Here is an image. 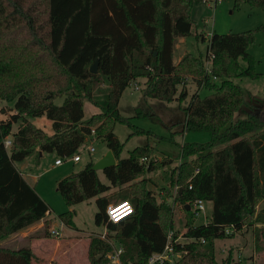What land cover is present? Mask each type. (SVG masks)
Here are the masks:
<instances>
[{
	"label": "trees",
	"instance_id": "trees-1",
	"mask_svg": "<svg viewBox=\"0 0 264 264\" xmlns=\"http://www.w3.org/2000/svg\"><path fill=\"white\" fill-rule=\"evenodd\" d=\"M201 1L0 0V99L14 102V112L0 120V241L42 219L46 229L51 212L15 163L36 148L39 154L73 155L94 129L117 159L115 165L101 170L109 183L102 181L95 162L89 161L78 172L59 179L57 189L68 206L97 199L96 223L105 222L117 232L124 249L122 264H147L152 253L162 251L174 219L166 197L155 196V181L145 177L155 169V161H142L149 159L153 147L137 146L121 157L123 143L113 124L130 123L120 112L119 102L138 77H146L144 97L170 102L190 76L211 93H194L184 107V130L206 132L209 139L183 143L182 162L174 167L171 181L179 185L176 200L187 214L185 235L193 240L185 257L233 264L231 251L221 261L215 257V242L245 226L254 227L256 250H263L264 117L252 106L255 96L234 81L261 75L249 51L253 32L213 31L205 58L185 52L175 62L177 38L193 33L191 9ZM242 1L264 7V0H235V5ZM197 36L204 39L201 33ZM96 60L98 71L92 72ZM103 83H108L105 96L95 100L94 92ZM61 96L62 104L55 103ZM186 96L182 89L180 100ZM85 99L94 101L100 113L84 119ZM44 115L52 121L51 134L29 119ZM15 123H19L16 131ZM135 131L152 134L140 127ZM8 136H12L10 149L4 144ZM123 198L132 202L135 212L114 223L107 206ZM198 199L212 202L211 219L202 224L195 223L192 211ZM74 214V208L68 209L58 218L76 228ZM203 244L206 249H201ZM113 249L109 240L93 237L90 264H109ZM35 258L29 245L0 244V264H33Z\"/></svg>",
	"mask_w": 264,
	"mask_h": 264
},
{
	"label": "rangeland",
	"instance_id": "rangeland-1",
	"mask_svg": "<svg viewBox=\"0 0 264 264\" xmlns=\"http://www.w3.org/2000/svg\"><path fill=\"white\" fill-rule=\"evenodd\" d=\"M191 17L195 21L193 33L186 37L177 38L174 53L175 62H178L185 52H191L205 58L213 31L218 33L253 32V42L249 45V51L255 57V68L261 75L256 78L241 76L235 78L234 81L255 96L256 105L252 104V106L255 111H258L264 117V109H261L264 107V7L252 6L246 1H242L236 6L235 0H202L193 4ZM197 33H201L204 39L198 37ZM187 79L185 85L178 86L176 97L170 102L143 96L146 77H138L132 81L125 89L119 102L120 112L129 117L130 123L116 122L113 124V131L123 143L121 157L128 156L137 146L149 144L153 147L149 160L155 161V169L147 172L145 177L155 181L154 194L157 199L161 200L162 197H159V194L163 195L172 207L174 219L172 230L174 235L177 234L178 237V241L175 243V255L180 254L181 256H175L174 262L171 264H208L205 260L200 259L201 261L194 262L185 257L186 251L191 247L193 240L185 235L187 214L183 205L176 200L179 185L171 182L174 176V167L182 162L183 143L185 141L206 142L209 139V134L206 132H186L184 130V107L188 104L192 95L196 92H199L201 96L211 93L208 88L199 87L190 76ZM215 80L219 81L217 78ZM107 89L108 83H103L94 92V99L103 100ZM182 89L186 90L187 96L185 99L180 100L179 95ZM63 99L62 96L58 97L55 99V103L62 104ZM100 111V107L94 101L85 99L84 119H88L92 115L100 113ZM13 112L14 102L0 99V120L9 118ZM236 115L239 116L238 113ZM29 119L46 133L51 134L53 132L52 121L45 115L29 117ZM18 126L19 123H15L13 130L16 131ZM139 127L150 130L152 134L136 132L135 130ZM8 138L12 141V136H8ZM88 145H93L95 151L90 152L87 149ZM108 151L106 141L103 136L99 135L94 140L89 139L80 146L78 150L82 157L80 161L68 160L61 165H54L55 159L59 156L56 152H44L43 155H40L38 148H36L31 155L15 163L16 167L22 172H30L38 178L39 190L51 207V217L47 216L49 222L46 229L43 228V236L48 239L42 243L43 251L47 249L46 256L49 254L47 251L54 249V252L47 256L50 264H90L89 242L95 236L104 234L106 240H109L114 248L121 245L116 236L117 232L109 230L105 222L102 224L96 223L95 216L99 210L96 198L80 202L72 207L66 204L57 189L59 179L78 172L89 161L96 162ZM165 158H171L172 162L164 163ZM99 175L103 182L109 183L101 170H99ZM147 187L149 188L150 184ZM121 200L126 201L127 199L123 198L117 201ZM117 201L111 200L110 203ZM205 205L206 210L196 216V224L206 223L211 219L212 203L206 201ZM262 207L263 203H260L258 209L261 210ZM73 208L75 209L74 222L76 228L64 224L58 218L61 212ZM54 222H57V224ZM55 228L60 229V234L53 233ZM254 232L253 226H245L232 237L216 240L215 257L221 261L231 251L233 264H264V239L261 240L263 250L257 251ZM13 235L2 239L0 242L6 240L7 244L13 245V242L9 241L13 238ZM28 236L30 237L29 241L34 237L32 234ZM40 248L36 250L38 254L36 255V261L38 262L41 261L39 258L42 257V254L39 253ZM201 249H206V246L203 244ZM111 253L112 251L108 256ZM109 264H114L111 259Z\"/></svg>",
	"mask_w": 264,
	"mask_h": 264
},
{
	"label": "built area",
	"instance_id": "built-area-1",
	"mask_svg": "<svg viewBox=\"0 0 264 264\" xmlns=\"http://www.w3.org/2000/svg\"><path fill=\"white\" fill-rule=\"evenodd\" d=\"M207 1V0H205ZM213 57V55H211V58ZM207 69H210V60L207 61ZM216 78V77H215ZM136 88H138V86H136ZM95 137H97V134L95 132V130L93 129L91 134L88 135L85 138L86 142L87 140H94ZM4 144L5 147L7 149L11 148V144L12 141L11 139H9L8 137H6L4 139ZM87 149L90 152L95 151V147L93 145H88ZM81 154L79 152L73 154V155H69V156H65V157H58L55 159V165H61L64 163V161H73V162H77L81 160ZM149 159L144 157L142 159V161H148ZM205 200L203 199H198L193 203L192 206V211L194 212V214L196 216H199L200 214H202L205 210H206V205H205ZM134 210V211H133ZM107 214H108V218L110 221L114 222V223H119L125 219H127L129 216H131L134 212H135V207L132 204V202H130L129 200L126 201H117V202H113L110 203L107 206ZM133 211V212H132ZM60 229L55 228L53 229V233L55 234H60ZM227 233L230 232V229L226 230ZM103 234V233H102ZM102 238L106 239L105 235H100ZM178 241V237L174 238V232L173 230L169 231V234L167 236V241L166 244L164 246V249L160 252H154L151 254V256L149 257V261L147 264H171L174 262V257L175 256H181L180 254H176V248H175V243ZM123 247L122 245H120L117 248H114L112 253L109 255L110 259L112 260V262L114 264H122L121 262V254L123 253Z\"/></svg>",
	"mask_w": 264,
	"mask_h": 264
},
{
	"label": "crops",
	"instance_id": "crops-1",
	"mask_svg": "<svg viewBox=\"0 0 264 264\" xmlns=\"http://www.w3.org/2000/svg\"><path fill=\"white\" fill-rule=\"evenodd\" d=\"M43 154H44V152H42V154H40V155H43ZM54 165H55V163H54ZM18 170L21 172V174L23 175V177L29 182V184L32 187L35 188L36 192L43 198V196H42V194H41V192L39 190V187H38V178L35 175L33 176L30 172H22L20 169H18ZM48 216L51 217V213H49ZM44 222H45L44 219H42L39 222L31 225L30 227H28V228H26V229H24V230H22V231H20L18 233H15L13 235V238L9 240L10 242H13V245L12 244H7L6 243V240L0 242V244L7 245V246H11V247H19L21 245H29V246L32 247L33 251L35 250L34 251L35 252V255H38L36 253V250L41 247L40 248V251H39V253L42 254V257L39 258L41 261L39 260L40 262H38V261H36V258H35L33 264H48V263L50 264V260L48 259L47 256H49L50 254H52L54 252V249L52 248L49 251H47V253H49L47 256L45 254V252H46L47 249H44V251H43V248H42L43 245H42V243L44 242V240L48 239L47 237H44L43 236V233H44V230H43V228H44ZM54 223L57 224V222H54ZM30 234H32L34 237H32L31 240L29 241V238L30 237L28 235H30ZM9 241H7V242H9ZM27 241H29V242H27ZM39 243H40V245H39Z\"/></svg>",
	"mask_w": 264,
	"mask_h": 264
},
{
	"label": "water",
	"instance_id": "water-1",
	"mask_svg": "<svg viewBox=\"0 0 264 264\" xmlns=\"http://www.w3.org/2000/svg\"><path fill=\"white\" fill-rule=\"evenodd\" d=\"M91 71L92 72H97L98 71V60H96L92 65H91ZM42 154V152H41ZM117 163V159L113 152L109 150L103 157H101L99 160H97L94 163V168L96 170H104L105 168L115 165Z\"/></svg>",
	"mask_w": 264,
	"mask_h": 264
}]
</instances>
